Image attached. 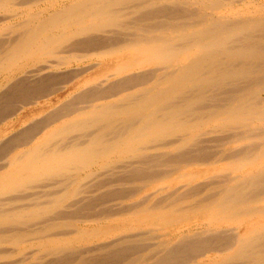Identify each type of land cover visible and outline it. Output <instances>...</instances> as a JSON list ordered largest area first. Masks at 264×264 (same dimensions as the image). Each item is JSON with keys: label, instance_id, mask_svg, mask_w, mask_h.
I'll return each instance as SVG.
<instances>
[{"label": "bare ground", "instance_id": "6f19581e", "mask_svg": "<svg viewBox=\"0 0 264 264\" xmlns=\"http://www.w3.org/2000/svg\"><path fill=\"white\" fill-rule=\"evenodd\" d=\"M0 264H264V0H0Z\"/></svg>", "mask_w": 264, "mask_h": 264}, {"label": "rangeland", "instance_id": "374dc122", "mask_svg": "<svg viewBox=\"0 0 264 264\" xmlns=\"http://www.w3.org/2000/svg\"><path fill=\"white\" fill-rule=\"evenodd\" d=\"M109 57H110V56H107L106 59H109ZM93 71H95V70H91L90 72H93ZM77 78H78V77H77ZM63 83H64V84H63ZM57 84H58V86H56ZM65 85H67L66 82H63V81L60 82V81H59V82H57V83L55 84L54 88L57 89L56 87H59V88H60V87H63V86H65ZM18 103H19V102H18ZM14 105H17V104L15 103ZM19 105H21V103H20ZM19 105H18V106H19ZM18 106H16V107H18ZM29 108H30V106L27 107V108H25L24 111H20V113H24V112L27 111Z\"/></svg>", "mask_w": 264, "mask_h": 264}]
</instances>
